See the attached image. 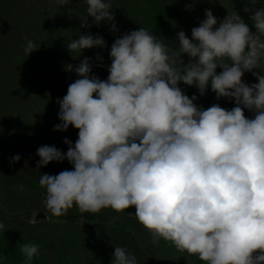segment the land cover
Segmentation results:
<instances>
[{
  "label": "clouds",
  "instance_id": "obj_1",
  "mask_svg": "<svg viewBox=\"0 0 264 264\" xmlns=\"http://www.w3.org/2000/svg\"><path fill=\"white\" fill-rule=\"evenodd\" d=\"M57 3L66 6L69 0ZM85 3L93 24L109 22L111 31L118 30L110 0ZM249 3L244 11L252 13L255 32L237 13L218 23L206 9L191 39L180 31L175 46L143 27L115 39L106 80L91 74L88 57L75 67L66 65L64 70L79 78L57 101L61 123L54 130L71 126L78 138L74 144L65 138L66 153L54 145L37 149L36 170L53 161L73 166L40 174L46 212L61 217L75 207L81 214L107 208L120 213L134 206L153 244L170 242L203 264H264V0ZM87 18L81 27H91ZM25 40L28 56L37 47ZM105 47L103 37L91 33L66 44L71 54L78 53L73 58ZM245 72L258 83L246 84ZM181 82L201 96L210 86L217 99L234 100L236 106L201 109ZM20 159L11 157L10 166ZM20 251L31 264L39 245L23 244ZM112 264H137V259L116 246Z\"/></svg>",
  "mask_w": 264,
  "mask_h": 264
},
{
  "label": "rangeland",
  "instance_id": "obj_2",
  "mask_svg": "<svg viewBox=\"0 0 264 264\" xmlns=\"http://www.w3.org/2000/svg\"><path fill=\"white\" fill-rule=\"evenodd\" d=\"M1 1V0H0ZM18 3H25V0H14ZM124 1L125 12L134 13L139 10L140 16L146 14V17L151 15L147 21L153 26L152 33L157 36L156 18L165 23V32H168L167 45L175 46L178 43V33L184 31L188 38L191 39V29L198 27L200 22L205 17V10L210 9L213 15L217 18L218 23L229 14H239L248 24L250 30L255 32L256 29L250 20L252 13L245 12L246 6L251 7L249 0H110L113 8L110 10L114 13L115 6ZM27 3H31L30 0ZM35 5L38 9H42V13L48 15V20L52 24V34L47 36L50 39L49 55L50 61L56 66L59 63L72 64L73 67L79 65L81 61L88 57L90 63L95 64V56L98 55L100 48L85 49L81 54L70 53L66 44L67 41L78 38L80 34L91 33L99 35L103 32L104 22L99 25L93 24L92 18H87V4L85 0H69L66 6H60L57 0H36ZM262 6L260 3L256 7ZM145 11V12H143ZM136 12V11H135ZM115 14V13H114ZM115 17L117 15L115 14ZM5 18V13H0V19ZM88 19L91 27H81V20ZM136 26L137 25L136 22ZM143 27V25H140ZM7 33L0 29V47L2 41H7ZM46 37V35H45ZM15 43V39H11ZM16 44V43H15ZM48 50V47H47ZM73 55V56H72ZM185 63L189 61V57H182ZM7 63L6 59L0 52V131L1 126L8 129L9 132L19 139V143L24 147L30 155V161L15 162L16 167L23 171L26 176H21L20 172H10L6 170L8 166L0 160V223H3L4 229L0 230V264H25V257L20 251L23 244H37L34 240H25V230L29 229V225L37 222L50 223L53 225L66 224V221L51 216L46 212L44 198L46 189L39 184L40 174L56 175L64 170H73V166L67 161L50 162L47 166L36 170V165L39 157L36 155L37 149L40 146L48 145L55 146L62 152H67L68 145L64 143L65 138L72 141L74 144L78 138V130L69 126L67 131H55L54 126L61 123L58 119L60 111L58 99H62L67 94V89L70 83L78 79L75 72L67 71V86L54 84L52 90L44 88V84L39 80L38 83L30 88L28 98H22L18 92L22 87V83L17 82L15 78V90L10 96L3 94L8 84L7 77H4V71L8 69L14 71L10 67L14 62ZM261 71H264V63L261 65ZM222 69L217 68V73ZM259 72V69H253ZM15 75V72L13 73ZM243 81L251 85L258 83L256 77L251 72H245ZM65 83V84H66ZM183 91L189 93L190 88L199 90L195 86H188L182 82L178 85ZM46 89V90H45ZM192 89V90H193ZM14 92V93H13ZM185 93V94H186ZM8 96L12 98V104L7 103ZM203 109H207L212 105L219 104L226 110H231L235 107L234 100L221 97L217 99L215 93L211 91L209 86L206 93L202 96H197L194 101ZM196 104V105H197ZM245 115L249 118L254 117V113L244 110ZM21 186H23L21 188ZM80 213L75 207L70 209L66 215ZM80 225H88L82 220L77 221ZM143 228V226H142ZM143 228L142 243L146 249V254L150 257H156L160 264H203L195 255H189L187 252L174 250L168 252L164 246L165 241L160 240L159 243H152L151 233ZM41 246H39L40 248ZM100 247L89 248L87 255H79L76 257L77 264H112V256H108ZM52 251V250H50ZM145 254V253H144ZM145 254V256H146ZM55 251L40 254L33 258L31 264H58L56 262ZM73 261V257L67 258ZM176 259L177 261L170 262Z\"/></svg>",
  "mask_w": 264,
  "mask_h": 264
},
{
  "label": "trees",
  "instance_id": "obj_3",
  "mask_svg": "<svg viewBox=\"0 0 264 264\" xmlns=\"http://www.w3.org/2000/svg\"><path fill=\"white\" fill-rule=\"evenodd\" d=\"M27 1L25 0V3H18L14 0L0 1V13L2 11L5 13V18L0 19V29L8 34L7 41L3 40L1 43L0 52L7 63L8 61L11 63L14 58L16 59L10 66L12 67L10 69L14 71L9 69L4 71V77L8 78L6 82L8 86L3 90V94L10 96L11 92L15 90L14 79L17 78V82L23 85L14 92H18L22 98H28L30 88L38 83L39 80L44 84V88L50 91L52 87L49 86L54 84L67 86L66 79L68 76L66 74L67 71L64 70L66 64L59 63L56 66L50 61L49 48L51 43L47 36L52 34V24L48 20V15L42 13V9H38L35 5L36 0H30V4ZM124 6V1L115 6L114 13L117 17H115L113 22L118 30L115 32L111 31V23L104 22L103 32L100 34L106 41V47L99 49L98 54L103 58L102 61L97 60L95 56V64L92 65L91 74L101 80H106L109 75L108 67L111 64L110 50L115 39L120 38L124 33L139 30L141 28L140 25H143V28L151 33L153 30V26L146 21L151 15L147 17L146 14L140 16L139 10H135L136 12L134 11V13L125 12ZM155 20L158 39L166 44L169 33L165 32V23L157 18ZM136 22L139 27L136 26ZM25 37L33 41L37 47L28 56L24 52ZM11 39H15L16 44ZM14 72L15 75L13 74ZM189 88V93L182 90L189 98L194 95L201 96L199 92H196V89H193V87ZM9 96L7 103L12 104V98ZM197 106L203 109L199 104ZM1 128L3 129L0 131V160L8 166L6 170L20 172V169L16 167V163L10 166V158L19 155L21 161H30L29 152L20 145L19 139L13 136L8 129L5 130L3 126ZM22 172H20V175L26 176ZM135 211L134 206L120 213L107 208L96 214L78 213L58 217V219L66 221V224L53 225L37 222L29 225V229L24 231V239L34 240L40 244V254L55 251L58 264H77L75 262L77 256L87 255L89 248L100 247L101 245L105 248L103 252L108 256H112L114 248L118 246L134 254L137 264H160L156 257H150L146 254L141 238L144 227L142 228V225L135 218ZM129 213L132 215H129ZM78 220H82L88 225H80L77 223ZM164 244L168 252L177 250L170 242L165 241ZM70 257L74 258L73 261L67 259ZM176 261V259L170 260V262L174 263Z\"/></svg>",
  "mask_w": 264,
  "mask_h": 264
}]
</instances>
